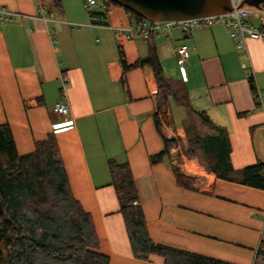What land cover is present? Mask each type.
<instances>
[{"label":"crops","instance_id":"1","mask_svg":"<svg viewBox=\"0 0 264 264\" xmlns=\"http://www.w3.org/2000/svg\"><path fill=\"white\" fill-rule=\"evenodd\" d=\"M58 1L59 7L53 0H0V9L18 14L0 20V125L9 126L17 153L54 136L70 186L86 193L78 200L92 215L108 264H165L159 254L134 256L108 160L128 164L155 244L253 264L264 240V190L216 177L185 156L187 114L177 126L161 120V133L174 142L152 162L164 148L153 119L154 72L146 63L123 71L120 63L121 54L128 65L144 58L146 38L119 44L108 28H72L88 22L83 0ZM91 10L99 12V5ZM253 17L247 22L256 26ZM103 21L134 22L124 9L115 14L110 7ZM154 43L163 72L170 62L177 66L176 78L170 77L194 97V110L227 129L232 167L264 161V40L247 37L237 47L229 30L215 22L154 35ZM181 43L188 45L189 57L180 67L175 48ZM63 81L72 122L53 132L51 123L61 117L52 109ZM173 166L187 175L188 187L177 183Z\"/></svg>","mask_w":264,"mask_h":264},{"label":"trees","instance_id":"2","mask_svg":"<svg viewBox=\"0 0 264 264\" xmlns=\"http://www.w3.org/2000/svg\"><path fill=\"white\" fill-rule=\"evenodd\" d=\"M53 1L59 7V1ZM103 1L107 11L110 2L117 4L111 0ZM123 8L130 20L142 19L129 8ZM103 15L101 21L106 18ZM146 41L148 52L144 58L128 65L121 54L120 63L123 71L146 63L154 72L157 93L153 119L164 148L150 160H161L174 142V138L161 133V120L172 123L170 103L174 100L185 106L186 118L194 113L198 123L207 129V132L198 131L193 126L189 132L184 121L186 145L182 146L183 154L195 157L203 170L216 177L264 190V161L238 170L232 167L227 129L215 124L203 111L191 108L183 84L164 75L154 34L150 33ZM249 80L255 95L252 77ZM57 155L58 147L52 134L36 141L31 152L18 154L9 126L0 125V203L3 208L0 214V264H108V255L100 250L92 215L73 197L66 171ZM108 168L135 257L143 259L155 253L164 258L165 264H233L155 244L148 235L128 164L108 160ZM173 170L177 183L188 187L187 175L178 166H173ZM262 251L264 240L257 253ZM253 264L257 263L254 261Z\"/></svg>","mask_w":264,"mask_h":264},{"label":"built area","instance_id":"3","mask_svg":"<svg viewBox=\"0 0 264 264\" xmlns=\"http://www.w3.org/2000/svg\"><path fill=\"white\" fill-rule=\"evenodd\" d=\"M232 9L228 12L196 16L191 18H184L178 20H149L142 17L141 20L129 23L127 25H109L104 21H101L103 14L107 17V10L105 9V3L103 0H83V6L88 14V22L86 26L89 27H103L111 30L112 35L116 41L120 44L123 39L133 38H147L150 33L154 35H166L169 31L174 29L189 30L196 26L211 25L215 22L222 23L228 30L230 35L236 39V46L241 47L244 45L247 37L254 39L264 40V5L260 8H255L242 4L238 6L241 0H230ZM99 5L100 14L91 11L92 6ZM103 13V14H102ZM257 14L258 24L253 26L247 22L248 18ZM103 16H102V15ZM18 14L10 13L4 9H0V20L3 22L5 19L12 20ZM177 55V63L181 67L182 62L189 57V48L186 43H181L175 48ZM182 80H187L185 74L182 73ZM66 82L63 81L60 88V99L53 106V112L61 117L59 120L51 123V129L53 132L60 128H65L72 122V119L68 117V106L64 102L66 98L65 94ZM255 95H257V90Z\"/></svg>","mask_w":264,"mask_h":264},{"label":"water","instance_id":"4","mask_svg":"<svg viewBox=\"0 0 264 264\" xmlns=\"http://www.w3.org/2000/svg\"><path fill=\"white\" fill-rule=\"evenodd\" d=\"M149 20H178L196 16L219 14L232 9L230 0H111ZM255 8L264 5V0H241ZM3 208L0 203V214Z\"/></svg>","mask_w":264,"mask_h":264},{"label":"rangeland","instance_id":"5","mask_svg":"<svg viewBox=\"0 0 264 264\" xmlns=\"http://www.w3.org/2000/svg\"><path fill=\"white\" fill-rule=\"evenodd\" d=\"M91 8H96V6H92ZM91 8H90V10H91ZM110 8H111V11H113V13H115V14L116 13H123V9H124V8H122V6H120L118 4H114L112 2H110ZM99 9H100V7H99ZM253 15H254L253 19L255 21H257V24H258L257 14L254 13ZM73 26H71V27L72 28H82V27L86 26V23L76 22V24L73 25ZM176 69H177V66L174 64V62H170L169 64H166V67H165V70H164V75L175 77L176 75H175L174 71H176ZM189 101H190V104H191V108L194 110L195 109L194 97L190 96L189 97ZM170 105H171V109H172V124H173V126H177V125L182 124V122H183L182 120L184 119V117L186 115L185 106L184 105H180V104H176V102L174 100L171 101ZM185 124H186V126L188 125L187 126L188 127L187 131H189V132H192V127L193 126H195L196 127L195 129L198 130V131L207 132V129L204 128L203 126H201L198 123V120L195 118V115L192 112L190 114H188V117L185 120ZM184 145H186V143H184ZM181 146H183V144H181ZM59 159L61 160L62 165L64 167V163L62 161L61 156H59ZM69 186H70V184H69ZM75 188L76 187L74 186V184H72V186H70V190H71V193H72L73 197L75 199H77V200L79 199L80 196L85 198L86 193L85 192L79 193L78 191H76ZM82 202H83V204H88L89 203L88 199H84V201H82ZM255 262L257 264H264V251L260 252L259 254L257 253Z\"/></svg>","mask_w":264,"mask_h":264}]
</instances>
